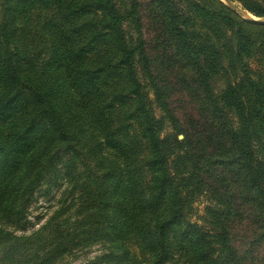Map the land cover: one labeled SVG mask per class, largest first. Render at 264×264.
Listing matches in <instances>:
<instances>
[{
	"label": "trees",
	"instance_id": "obj_1",
	"mask_svg": "<svg viewBox=\"0 0 264 264\" xmlns=\"http://www.w3.org/2000/svg\"><path fill=\"white\" fill-rule=\"evenodd\" d=\"M238 1L264 16V0ZM129 2L0 0V264L93 244L102 264H264V70L248 64L264 23L218 0ZM44 184L68 203L25 234Z\"/></svg>",
	"mask_w": 264,
	"mask_h": 264
},
{
	"label": "rangeland",
	"instance_id": "obj_2",
	"mask_svg": "<svg viewBox=\"0 0 264 264\" xmlns=\"http://www.w3.org/2000/svg\"><path fill=\"white\" fill-rule=\"evenodd\" d=\"M130 0H125V2L128 4ZM222 5L227 7L228 9L232 10L234 13L237 14V16L243 20L246 21H253L257 23H264V21H257L259 19H263L264 16L258 17L254 15L244 4L242 1L238 0H229L231 4L227 3L225 0H218ZM248 4L249 7H255L257 2H261V0H251ZM240 10L243 11L247 17L242 15L240 13ZM144 24L147 22L144 18L143 21ZM126 30H128V33L134 34V25L132 24H126L125 25ZM142 35L143 39L146 41V47H147V56L148 57H154L157 55L158 49L154 46V35L153 31L150 28H146L145 26L142 29ZM262 59H264V54H261L259 52L255 53L252 58L248 61L249 68L251 69V73L255 74L260 72L261 70H264V66L262 63ZM255 72V73H254ZM171 78V77H170ZM218 81L214 84L219 85L221 81ZM141 83L144 85V89L148 93V98L150 100H153V94L151 89H148L149 86L147 85L146 81L144 79H141ZM177 92L171 94L169 97V107L173 110L176 117L179 119V121L184 122V119L187 116L194 115L195 110L193 109L194 104L191 102V100L184 95L183 92H179V87L175 88ZM152 107L155 108L153 105ZM155 113L158 114L157 108H155ZM179 138H182V135L178 136ZM65 185L60 184L56 186H50L47 187V185H42L39 189H37L34 193L33 199L31 203L28 206L27 209V224H26V230L24 231L25 234L30 233L32 231H35L38 229L41 225H43L52 212L57 209L61 204L64 205L68 203V200H64V197L62 195V191L64 189ZM208 205V201L206 197L203 195L198 197L195 202L190 206L188 209V214L192 222H196L197 224L201 225L202 218L205 214V206ZM240 235L245 234V229L240 227ZM241 249H246L248 246V243L245 241H242L240 245ZM101 253L100 244H93L92 246L88 248H82L70 255L65 256L62 260H60L57 264H102L100 261L96 259V257ZM104 264V263H103Z\"/></svg>",
	"mask_w": 264,
	"mask_h": 264
},
{
	"label": "water",
	"instance_id": "obj_3",
	"mask_svg": "<svg viewBox=\"0 0 264 264\" xmlns=\"http://www.w3.org/2000/svg\"><path fill=\"white\" fill-rule=\"evenodd\" d=\"M227 3H229V4H231V2L229 1V0H225ZM240 13L242 14V15H244L245 17H247V15L243 12V11H241L240 10ZM257 21H264V18L263 19H259V20H257Z\"/></svg>",
	"mask_w": 264,
	"mask_h": 264
}]
</instances>
